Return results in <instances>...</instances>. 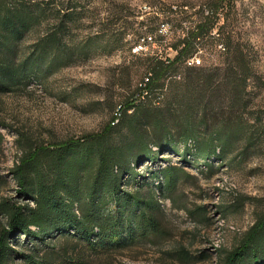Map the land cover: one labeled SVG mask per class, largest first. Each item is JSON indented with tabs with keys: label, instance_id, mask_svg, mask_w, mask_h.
Returning a JSON list of instances; mask_svg holds the SVG:
<instances>
[{
	"label": "trees",
	"instance_id": "trees-1",
	"mask_svg": "<svg viewBox=\"0 0 264 264\" xmlns=\"http://www.w3.org/2000/svg\"><path fill=\"white\" fill-rule=\"evenodd\" d=\"M226 1L219 0L208 17L203 13L172 46V61L148 59L149 97L128 106L118 124L52 143L18 133L21 155L10 171L18 199H0L6 220L0 264H82L44 257L42 248L55 240L80 243L96 257L152 244L169 234L167 202L187 211L185 195H178L191 180L185 166L201 161L208 170L242 169L259 154L264 117L251 124L246 116L257 103L263 108L253 93L263 91L264 81L250 43L234 41L230 33L221 65L187 66L197 53L216 50L218 40L211 34ZM86 2L0 0V98L25 93L89 59L99 36L72 45L66 41L69 26L81 24L78 8ZM143 24L127 30L138 32ZM180 71L185 77L178 81ZM167 154L171 157L163 159ZM162 161L168 165L152 168ZM7 185L0 176V195ZM259 209L239 245L219 251V264H264V206ZM21 237L29 251L13 247Z\"/></svg>",
	"mask_w": 264,
	"mask_h": 264
},
{
	"label": "rangeland",
	"instance_id": "rangeland-1",
	"mask_svg": "<svg viewBox=\"0 0 264 264\" xmlns=\"http://www.w3.org/2000/svg\"><path fill=\"white\" fill-rule=\"evenodd\" d=\"M219 0H87L78 9L82 18L76 28H68L69 45L100 38L88 60L34 83L27 92L0 98V176L8 181L0 199H18L10 171L21 152L18 133L37 141L56 142L102 132L130 105L146 102L142 88L151 78L146 69L149 58L172 61V46L184 40L197 26L202 15L216 12ZM218 11L211 36L218 40L215 51H201L193 59L200 66H218L223 61L224 39L250 43L257 70L264 81V0H227ZM70 13V11L68 12ZM144 23L140 31L127 30ZM138 30V26H136ZM153 43L140 49L143 40ZM185 71L176 77L181 81ZM263 91L253 97L264 105ZM150 92V91H149ZM253 107V106H252ZM133 113V110L129 112ZM246 120L254 124L264 117V106L256 104ZM242 169L229 167L208 170L201 161L185 166L191 175L178 195H185L187 211L166 203L168 236L152 244L122 253L96 257L75 241L55 240L43 249L44 257L82 264H219V251H232L253 227L259 208L264 206V148ZM169 154L163 156L167 159ZM173 157V156H172ZM179 158L173 163L181 166ZM168 164L159 162V170ZM150 166V165H148ZM218 166V164L216 165ZM245 202L244 207L242 203ZM228 209L226 213L222 212ZM195 214L192 217L191 214ZM6 220L0 216V236ZM13 241L18 251L25 237ZM225 253V252H224Z\"/></svg>",
	"mask_w": 264,
	"mask_h": 264
},
{
	"label": "built area",
	"instance_id": "built-area-1",
	"mask_svg": "<svg viewBox=\"0 0 264 264\" xmlns=\"http://www.w3.org/2000/svg\"><path fill=\"white\" fill-rule=\"evenodd\" d=\"M206 15L208 16L209 13L206 11ZM153 40L154 38L153 37H147L146 39L143 40V44L144 45H141L140 46V49L143 50L145 46H147L148 44H151L153 43ZM190 66H200L202 63L201 61H197V59H192L189 61L188 63ZM151 82V78H147L145 81H144V84L142 85V88L146 91V95H149V88H148V85L150 84ZM123 116V113L119 114L116 116V119L115 121L113 122V126L118 124L119 121L121 120Z\"/></svg>",
	"mask_w": 264,
	"mask_h": 264
}]
</instances>
